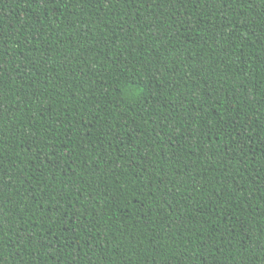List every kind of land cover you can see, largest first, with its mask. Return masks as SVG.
<instances>
[{
  "label": "trees",
  "instance_id": "trees-1",
  "mask_svg": "<svg viewBox=\"0 0 264 264\" xmlns=\"http://www.w3.org/2000/svg\"><path fill=\"white\" fill-rule=\"evenodd\" d=\"M0 264H264V0H0Z\"/></svg>",
  "mask_w": 264,
  "mask_h": 264
}]
</instances>
